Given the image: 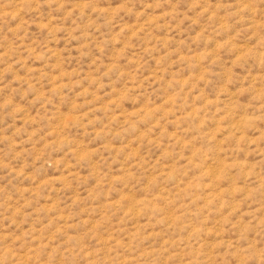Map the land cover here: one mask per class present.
Wrapping results in <instances>:
<instances>
[{
  "label": "rangeland",
  "instance_id": "rangeland-1",
  "mask_svg": "<svg viewBox=\"0 0 264 264\" xmlns=\"http://www.w3.org/2000/svg\"><path fill=\"white\" fill-rule=\"evenodd\" d=\"M0 264H264V0H0Z\"/></svg>",
  "mask_w": 264,
  "mask_h": 264
}]
</instances>
